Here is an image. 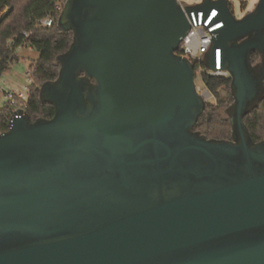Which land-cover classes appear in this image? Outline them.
Returning a JSON list of instances; mask_svg holds the SVG:
<instances>
[{"label":"water","instance_id":"obj_1","mask_svg":"<svg viewBox=\"0 0 264 264\" xmlns=\"http://www.w3.org/2000/svg\"><path fill=\"white\" fill-rule=\"evenodd\" d=\"M219 13L233 141L194 128L206 109L178 54L187 15ZM73 32L40 91L51 119L13 113L0 137V264H264V141L244 118L264 97V0H67Z\"/></svg>","mask_w":264,"mask_h":264},{"label":"trees","instance_id":"obj_2","mask_svg":"<svg viewBox=\"0 0 264 264\" xmlns=\"http://www.w3.org/2000/svg\"><path fill=\"white\" fill-rule=\"evenodd\" d=\"M66 1L0 0V77L19 61L16 53L20 48H31L39 53V58L29 67L32 84L28 88L27 99L15 97L16 107L7 102L0 109V132L7 130L8 119L16 109L25 110L32 122L54 117V107L41 101L40 91L44 84L58 78L60 66L56 64V58L66 53L73 42V32H64L58 27V19ZM6 9L8 12L3 15ZM46 18H52V26L41 24ZM25 33L28 35L25 36ZM195 67L198 68V65L195 64ZM203 82L220 105L207 103L194 131L201 132L210 140L231 141L232 126L230 120L225 118L224 111H221L225 103L221 92H227L229 102L226 106H232L235 101L232 79L205 74ZM244 124L254 142L264 141V97L257 107L247 113ZM203 128L204 132L201 131Z\"/></svg>","mask_w":264,"mask_h":264},{"label":"built area","instance_id":"obj_3","mask_svg":"<svg viewBox=\"0 0 264 264\" xmlns=\"http://www.w3.org/2000/svg\"><path fill=\"white\" fill-rule=\"evenodd\" d=\"M179 1V0H178ZM180 3V2H179ZM182 8L185 10L186 6L180 3ZM61 10V8H60ZM218 11L214 9L207 17L204 11H199L198 13L192 12L187 18L190 23V30L186 37L182 40L178 54L190 60L194 65L197 64L198 68L195 67V79L196 75L200 76L201 82L204 86V90L197 87L198 93L204 98L210 100L213 96L205 83L203 82V76L209 75L212 77H224L229 78L230 74L223 70L222 68V50L220 48L216 49L214 52V63L215 68L211 69L208 67L207 56L211 52L212 41L217 36V31L224 27L223 22L214 23V20L218 16ZM41 24L45 27H50L53 25L52 18H46L41 21ZM28 34L25 33V36ZM29 76V74H28ZM29 83L32 84V79L29 76ZM29 85V86H30ZM28 87H25V91H28ZM5 99L12 105L17 106L15 97L26 100L27 95L23 93L12 94L10 92L4 93ZM19 110V109H16ZM15 110V111H16ZM23 110V109H22ZM14 111V112H15ZM13 121V114L8 119V128L4 132H0V137L4 135L10 129V124Z\"/></svg>","mask_w":264,"mask_h":264},{"label":"rangeland","instance_id":"obj_4","mask_svg":"<svg viewBox=\"0 0 264 264\" xmlns=\"http://www.w3.org/2000/svg\"><path fill=\"white\" fill-rule=\"evenodd\" d=\"M204 0H179L180 3L185 5L186 7H193L196 5H199ZM232 13L237 19H241L247 14L253 12L259 3L260 0H228ZM8 12V9H6L3 13L5 15ZM19 61L13 64L9 70V72L3 74L0 77V109L5 106V104L8 102L5 97L4 93H12V94H19L23 93L24 95H27V91H25V87H28L30 85L29 83V67L31 66L32 62L36 61L39 58V53L31 48H20L16 53ZM256 61V60H255ZM196 85L197 87L205 89L200 76L196 75ZM213 96V95H212ZM221 96L223 100H225V103L222 105L221 111L223 112L227 107L228 104V96L227 92H221ZM206 103H211L215 106L220 105L217 99L213 96L210 100L205 98ZM225 116V115H224ZM227 118V116H225ZM203 128L201 131L204 132Z\"/></svg>","mask_w":264,"mask_h":264},{"label":"flooded vegetation","instance_id":"obj_5","mask_svg":"<svg viewBox=\"0 0 264 264\" xmlns=\"http://www.w3.org/2000/svg\"><path fill=\"white\" fill-rule=\"evenodd\" d=\"M256 60V61H255ZM252 65L257 68L256 73H262L264 70V56L262 54L259 53H253L252 54ZM264 77V75H263ZM264 89V88H263ZM227 108L224 110V114L227 116V118L229 119V115H228V111L231 108V106H226ZM233 141V140H231Z\"/></svg>","mask_w":264,"mask_h":264}]
</instances>
